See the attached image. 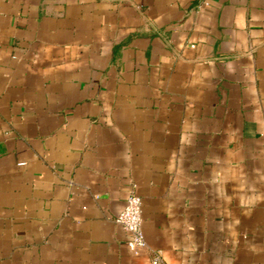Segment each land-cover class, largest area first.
<instances>
[{
  "label": "crops",
  "instance_id": "1",
  "mask_svg": "<svg viewBox=\"0 0 264 264\" xmlns=\"http://www.w3.org/2000/svg\"><path fill=\"white\" fill-rule=\"evenodd\" d=\"M154 250L264 264V0H0V264Z\"/></svg>",
  "mask_w": 264,
  "mask_h": 264
},
{
  "label": "built area",
  "instance_id": "2",
  "mask_svg": "<svg viewBox=\"0 0 264 264\" xmlns=\"http://www.w3.org/2000/svg\"><path fill=\"white\" fill-rule=\"evenodd\" d=\"M115 221L126 232V246L131 252L143 250L147 244L141 228V199L134 189H130L123 207L115 216ZM152 264H161L159 250H154Z\"/></svg>",
  "mask_w": 264,
  "mask_h": 264
}]
</instances>
